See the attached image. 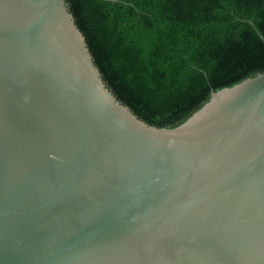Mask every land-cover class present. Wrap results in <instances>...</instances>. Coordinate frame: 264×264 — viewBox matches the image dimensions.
I'll return each mask as SVG.
<instances>
[{"label": "water", "instance_id": "obj_1", "mask_svg": "<svg viewBox=\"0 0 264 264\" xmlns=\"http://www.w3.org/2000/svg\"><path fill=\"white\" fill-rule=\"evenodd\" d=\"M0 264H264V71L160 127L68 0H0Z\"/></svg>", "mask_w": 264, "mask_h": 264}, {"label": "trees", "instance_id": "obj_2", "mask_svg": "<svg viewBox=\"0 0 264 264\" xmlns=\"http://www.w3.org/2000/svg\"><path fill=\"white\" fill-rule=\"evenodd\" d=\"M104 80L142 119L185 121L264 71V0H68Z\"/></svg>", "mask_w": 264, "mask_h": 264}]
</instances>
